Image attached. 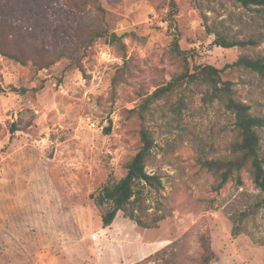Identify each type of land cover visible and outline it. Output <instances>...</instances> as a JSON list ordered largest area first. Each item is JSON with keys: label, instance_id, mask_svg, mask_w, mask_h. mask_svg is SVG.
<instances>
[{"label": "rangeland", "instance_id": "rangeland-1", "mask_svg": "<svg viewBox=\"0 0 264 264\" xmlns=\"http://www.w3.org/2000/svg\"><path fill=\"white\" fill-rule=\"evenodd\" d=\"M0 0V39L60 57L47 69L0 54V264H198L209 237L211 264H264V193L247 170L216 189L203 160L224 158L237 138L233 114L206 88L173 86L153 99L145 125L153 146L135 215L95 195L118 181L140 146L144 97L184 70L174 44L197 65L222 69L237 99L264 120V77L234 67L264 55V8L234 0ZM260 42L222 48L206 26ZM93 27L106 31L87 41ZM114 33L113 37L111 34ZM14 129V131L12 130ZM264 156V122L258 129Z\"/></svg>", "mask_w": 264, "mask_h": 264}, {"label": "trees", "instance_id": "trees-1", "mask_svg": "<svg viewBox=\"0 0 264 264\" xmlns=\"http://www.w3.org/2000/svg\"><path fill=\"white\" fill-rule=\"evenodd\" d=\"M245 7L264 8V0H234ZM169 5L172 11H176L175 0H170ZM264 10V9H263ZM209 33L214 34V44L222 48L256 46L261 40L258 36L247 35L242 38H236L223 32L224 29H216L206 26ZM106 34L102 28L93 27L87 35V41L90 42L96 37ZM113 37L114 33L111 34ZM173 51L182 56L184 61V70L173 75L170 81L156 88L150 95L144 97L142 103L137 109L141 125L139 129L140 146L135 154L126 163L125 174L112 184L103 185L95 195V201L99 204L109 203L110 208L104 213L102 221L104 224L110 223L118 211L128 212L127 207L131 205L128 212L139 225L148 227L137 215L134 210L140 208L144 200V188L151 187L157 189L161 186L160 177L156 174L148 173L145 170V161L148 158L152 146L153 137L150 130L145 125V111L148 104L160 95L168 92L171 87L182 85L183 83H193L206 88V95L210 100L216 99L233 114L234 127L237 132V138L230 145V154L224 158L203 160L202 165L217 175L218 183L215 188L218 189L225 183L235 180L238 184L242 183L241 172L247 170L253 185L264 193V156L261 155L260 134L258 129L263 125V117L251 111V105L245 101L239 100L234 95L232 83L221 78L222 69L210 64L197 65L193 72H189L186 63L185 50H180L177 44H174ZM0 54L18 61L21 64L30 62L37 69H47L55 63L60 54L54 50L41 46H17L16 43L0 39ZM258 72L264 77V55L254 52L252 54L241 53L236 60L224 67H234ZM14 131V129H12ZM201 247V256L198 264H211L214 258L211 249L209 237L201 235L199 238Z\"/></svg>", "mask_w": 264, "mask_h": 264}]
</instances>
